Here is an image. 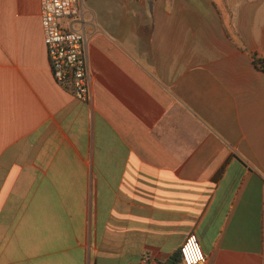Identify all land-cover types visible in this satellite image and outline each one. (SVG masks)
<instances>
[{
	"label": "crops",
	"instance_id": "0c3cea01",
	"mask_svg": "<svg viewBox=\"0 0 264 264\" xmlns=\"http://www.w3.org/2000/svg\"><path fill=\"white\" fill-rule=\"evenodd\" d=\"M80 3L88 100L0 0V264H264V0Z\"/></svg>",
	"mask_w": 264,
	"mask_h": 264
},
{
	"label": "built area",
	"instance_id": "2783aa9c",
	"mask_svg": "<svg viewBox=\"0 0 264 264\" xmlns=\"http://www.w3.org/2000/svg\"><path fill=\"white\" fill-rule=\"evenodd\" d=\"M41 24L46 53L55 81L69 87L81 100L90 97L91 75L87 36L83 31L64 28L63 17L80 18V0H40ZM183 264H205L206 255L195 234H189L180 247ZM140 264H151L146 258Z\"/></svg>",
	"mask_w": 264,
	"mask_h": 264
},
{
	"label": "trees",
	"instance_id": "16d2710c",
	"mask_svg": "<svg viewBox=\"0 0 264 264\" xmlns=\"http://www.w3.org/2000/svg\"><path fill=\"white\" fill-rule=\"evenodd\" d=\"M158 264H182V258H181L180 250L177 253H175L172 260L159 262Z\"/></svg>",
	"mask_w": 264,
	"mask_h": 264
}]
</instances>
